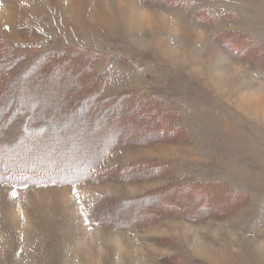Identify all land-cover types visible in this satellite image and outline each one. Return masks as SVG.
<instances>
[{
    "label": "rangeland",
    "instance_id": "obj_1",
    "mask_svg": "<svg viewBox=\"0 0 264 264\" xmlns=\"http://www.w3.org/2000/svg\"><path fill=\"white\" fill-rule=\"evenodd\" d=\"M14 57L8 138L67 117L11 153L0 264H264V0H0Z\"/></svg>",
    "mask_w": 264,
    "mask_h": 264
},
{
    "label": "trees",
    "instance_id": "obj_2",
    "mask_svg": "<svg viewBox=\"0 0 264 264\" xmlns=\"http://www.w3.org/2000/svg\"><path fill=\"white\" fill-rule=\"evenodd\" d=\"M16 58L17 57L6 59V60H8L7 64L5 66H1L0 67V95L3 92H8L7 90H9L10 89L9 87H11V82H10L11 75L6 78V79H9V80L5 79L6 80L5 81V80H2V79H3V77L5 75L8 74L10 69L13 68V66L16 63ZM11 59H13V60H11ZM36 63L32 64L31 67L36 68L37 65L39 64V63H37V64ZM29 67L20 68L18 70L20 72H17L16 74H13L12 77H15V76L19 77L20 75L22 76V74H20V73L25 74L26 72L29 71ZM65 80H67V79H65ZM7 88H9V89H7ZM93 92H94V90L92 92L90 91V93L85 98L87 100L93 99V102H91V103L87 102V100H86L87 105L85 106V112L88 111V112H86L87 115L89 114V116H91L93 118L95 116L98 117V124L99 123L101 124V120H99V118L101 116L102 117H104V116L107 117L108 114H109L108 117L112 118L113 115H117L116 117L118 118L119 117L118 115L120 114V112L116 111V110H110L109 108L103 107L102 98L101 99H95L93 97ZM16 106L17 105H15V106H11L9 104L7 105V104L4 103V101L0 100V180H4V179L7 180L8 178L13 179V177L16 174L25 173L23 171V169L17 167V165L12 163L11 153L14 150H16V149H18L20 147L26 148V147H30L31 145L34 144V142H35V140H34L35 137L34 136L39 135L38 132L43 130L42 126H41V129H38L37 128V124H42L43 125V124L46 123V125L50 126V125H54L57 122L61 121L64 117H67L64 114H54L52 116V115H50V114H48L46 112V110H45V108H43V106H39V107L34 106V107L30 108L28 111L22 112L24 114V116H23L24 124L21 127L20 133L15 138L9 139L7 133L10 130V128H9L10 127V123L15 121V120H19L18 119L19 116L16 113L17 112ZM90 110H93V114L89 113ZM60 127L61 128L64 127L63 123H60ZM26 132H28V133L31 132L30 134L33 133L34 136H32V137L30 136V138H29L28 134ZM112 133H114V130H113ZM62 136L64 138L66 137L65 135H62ZM30 140H31V144L29 143ZM114 142H115V140L113 139L110 143H108V145L110 146ZM69 147L70 146L68 145V148ZM98 157L99 158H103L102 152L100 154H98V156L95 159H98ZM97 163H98L97 161L95 163H93L94 166H96ZM29 165L31 167H33L32 166L33 163H31ZM74 165L72 164L71 167L72 168L76 167ZM88 165L90 167L89 166H85V169H84L85 172H83V173H85L84 175L89 174L90 171L92 170L91 169V167H92L91 163L88 164ZM25 166H26V168H29L28 165H25ZM132 172H134V171H132V170L129 171V173H132ZM8 173H10V174H8ZM111 174H113V175H111ZM105 175H106L107 179L123 180V178H120L121 175L116 173V176H115V174L113 173V171L111 169H108L105 172ZM90 177H93V175L90 174Z\"/></svg>",
    "mask_w": 264,
    "mask_h": 264
},
{
    "label": "bare ground",
    "instance_id": "obj_3",
    "mask_svg": "<svg viewBox=\"0 0 264 264\" xmlns=\"http://www.w3.org/2000/svg\"><path fill=\"white\" fill-rule=\"evenodd\" d=\"M145 15H146V14H145L144 12H140V14H139L138 16H139L140 19H144V18H145ZM40 86H41V85H40ZM35 88H36V87H35ZM37 89H38V88H37ZM37 89H36V90H37ZM39 90H40V88H39ZM258 90H259V89H258ZM261 90H263V88H261ZM258 93H259V91H258ZM252 94H253V93H252ZM249 95H251V93H249ZM36 96H37V95H36ZM38 98H39V97H38ZM249 98L252 100V99L254 98V96H250ZM48 100H50V99H48ZM255 108H256V107H255ZM255 108H254V109H255ZM78 144H79V143H78ZM93 146H94V145H93ZM78 147H79V146H78ZM78 152H79V151H78ZM86 152H87V151H86ZM86 152H85V153H86ZM90 152H91V151H90ZM20 206H21V205H20ZM17 214H18V213H17ZM17 214H16V215H17ZM16 223H17V222H16Z\"/></svg>",
    "mask_w": 264,
    "mask_h": 264
}]
</instances>
